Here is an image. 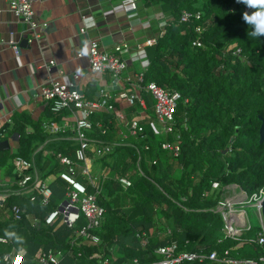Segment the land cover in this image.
I'll use <instances>...</instances> for the list:
<instances>
[{
    "label": "trees",
    "instance_id": "16d2710c",
    "mask_svg": "<svg viewBox=\"0 0 264 264\" xmlns=\"http://www.w3.org/2000/svg\"><path fill=\"white\" fill-rule=\"evenodd\" d=\"M141 1L170 14L163 34L147 49L149 65L143 85L154 81L181 93L174 131L166 133L161 128L163 132L156 133L145 121L140 135L125 138L123 126L113 116L98 113L97 118H104L106 123L113 120L106 133L97 132L92 137L116 143L112 154L94 161L93 173L103 171L98 181V202L105 209L97 230L101 242L77 234L87 224L82 214L72 227L60 221L44 223V216L58 207L59 191L67 187L66 181L60 177L53 180V198L48 205L16 195L15 182L0 186V192L10 193L0 206V237H6L5 230L15 225L10 230L21 235L24 242L17 244L6 237V243L0 242V254L24 249L21 264H38L36 254L49 249L63 252L61 264H97L102 254L113 256L116 264L135 258L147 263L160 257L156 252L159 246L175 241L180 250H216L223 256L229 249L231 257L264 256V247L257 242L226 238L224 220L216 211L228 184L237 183L250 193L264 187V142H260L264 36L249 37L250 27L242 18L247 7L237 0ZM184 10L193 14L188 22L181 20ZM199 26L203 31H197ZM196 38L203 46L193 44ZM142 95L150 107L148 113L155 117L151 93L144 88ZM28 121L24 113H17L12 124L4 125L10 135L18 133L20 139L15 152L0 151L2 175L15 177L13 159L21 155L33 161L36 175L47 179L62 169L57 154L74 158L76 144L69 134L50 135L37 123L35 131L27 133ZM164 142L177 143L179 155L164 149ZM46 149L53 153L44 155ZM122 176L132 180L127 189L120 183ZM79 178L87 181L81 175ZM214 182L220 187L214 188ZM89 190L95 191L92 186ZM15 203L32 216L16 220L10 209ZM35 217L41 221L34 223ZM259 230V226L252 228L243 237L254 238ZM143 238L147 239L145 247ZM0 264L6 263L0 260ZM179 264L218 263L196 260Z\"/></svg>",
    "mask_w": 264,
    "mask_h": 264
},
{
    "label": "built area",
    "instance_id": "2783aa9c",
    "mask_svg": "<svg viewBox=\"0 0 264 264\" xmlns=\"http://www.w3.org/2000/svg\"><path fill=\"white\" fill-rule=\"evenodd\" d=\"M11 10L15 13L20 21L27 24L28 28L38 37V30L47 27V22H40L35 15L33 8V0H7ZM138 0H127L123 6L130 9H136ZM252 9L246 8L245 11L250 12ZM192 13L184 10L181 15L183 22L190 21ZM197 17L200 13L196 14ZM170 19L166 18L165 26ZM164 26V27H165ZM197 31H203V27L199 26ZM81 32H87V29L81 28ZM162 31L161 35L163 34ZM157 43V38H147L143 42L136 44L131 58L144 59V69L136 75L128 74V61L125 53L132 49L127 42L117 44L112 50L102 48L98 39H90L89 50L86 56L89 61V69L92 74L99 76L103 85L97 98L90 99L85 94L86 85L81 86V75L73 73L71 80L50 77L41 87L39 95L48 105L51 113L55 116H61L59 120L51 118L42 122V128L50 135L69 134L74 140L76 148L74 158L58 153L57 157L62 169L54 174L67 183L66 198L60 201L58 207L49 211L44 216L46 225H55L57 221L72 227L80 218L81 214L87 219V224L78 235L83 239H90L95 243L101 242V235L97 233L100 229L104 217L105 209L98 202V181L103 173L100 171L94 174V161L101 159L106 155H110L115 151L116 143H104L97 141L92 134L97 132L106 133L108 126L113 119H109L107 123L104 118H97L98 113H106L115 118L126 130L122 131L125 138L129 136H138L145 130L144 119L140 116L128 117L117 105V99L125 100L131 105L139 104L143 110L148 109L146 99L142 95L145 88L154 99L155 119L151 123L156 133H160L159 127L166 133L174 131L175 112L177 110L181 93L177 90L169 89L157 84L154 81L143 85L144 71L149 65L148 47ZM196 46H203L202 41L196 38L193 41ZM79 53L78 56H82ZM55 59H51L46 67L52 70L56 66ZM110 73L112 82H105L104 75ZM72 80L74 82H72ZM76 81V82H75ZM78 81V82H77ZM95 116V117H94ZM70 117V119H68ZM2 132H0L1 138ZM164 149H168L173 155L178 156L180 146L177 143L164 142ZM148 149V146H146ZM52 150H44V155L52 154ZM15 177L13 182H17L18 188L14 192L16 195H27L30 201L39 200L41 204L48 205L53 198V179H43L34 172L35 164L21 155H17L13 159ZM79 175L86 177L84 182ZM120 183L124 189L132 185V180L128 176L120 177ZM1 185V183H0ZM92 186L95 191L89 190ZM214 188L220 187L219 182L213 183ZM9 192H0V206L9 197ZM264 187L250 193L237 183L228 184L219 200L216 211L219 212L224 220V233L226 238L238 241L257 242L264 247ZM254 207L257 210L259 218L260 230L254 238H244L243 234L252 229L247 216L246 207ZM11 211L16 220L23 219L24 216L30 218L32 215L20 204L15 203L11 206ZM37 223L41 221L34 218ZM6 237H0V242L6 243ZM142 246H146L147 239H142ZM230 250H225V254L220 256L216 250L210 252L206 250L186 251L180 250L178 244L174 241L170 244L161 245L156 252L160 255L157 260L147 263H141L135 258L132 262H123V264H179L184 261L209 260L218 264H260L264 261L256 258H236L230 256ZM26 250H16L10 253L0 254V260L6 264H21ZM38 264H61L63 257L62 251L49 249L42 251L38 255ZM97 264H116L113 256L102 254L97 258Z\"/></svg>",
    "mask_w": 264,
    "mask_h": 264
},
{
    "label": "crops",
    "instance_id": "0c3cea01",
    "mask_svg": "<svg viewBox=\"0 0 264 264\" xmlns=\"http://www.w3.org/2000/svg\"><path fill=\"white\" fill-rule=\"evenodd\" d=\"M125 1L33 0L36 18L48 23L35 37L11 10L8 1L0 0V141L9 140L10 148L6 150L15 152L19 147V134L10 135L4 127L12 124L17 113H24L29 119L27 133L35 131L34 123L42 127L43 121L52 118L48 105L39 95L40 87L50 77L67 81L73 73H79L81 80L77 82L86 85V96L98 97L103 83L89 69L86 52L90 39H98L105 50L127 42L132 46L129 53H125L127 73L134 76L144 69V59L131 58V53L137 43L158 38L170 14L160 7H147L141 0L136 2V9L125 8ZM84 27L87 32L83 33L81 28ZM79 53L83 55L78 56ZM51 59L57 64L49 70L46 64ZM103 80L112 82V75L107 73ZM117 105L128 117L136 115L146 122H154L155 117L148 113L149 106L143 110L120 99ZM151 108L154 112V105ZM2 174L0 168V186L12 183L14 177ZM48 179H53L52 175Z\"/></svg>",
    "mask_w": 264,
    "mask_h": 264
},
{
    "label": "clouds",
    "instance_id": "9594fccd",
    "mask_svg": "<svg viewBox=\"0 0 264 264\" xmlns=\"http://www.w3.org/2000/svg\"><path fill=\"white\" fill-rule=\"evenodd\" d=\"M237 2L253 10L251 13L245 11L242 17L244 22L250 27L249 37L259 38L264 36V0H237ZM10 229H15V225H10L9 229L5 230V236L13 239L17 244H23L24 238L16 231Z\"/></svg>",
    "mask_w": 264,
    "mask_h": 264
},
{
    "label": "rangeland",
    "instance_id": "374dc122",
    "mask_svg": "<svg viewBox=\"0 0 264 264\" xmlns=\"http://www.w3.org/2000/svg\"><path fill=\"white\" fill-rule=\"evenodd\" d=\"M161 128L162 127L160 126L159 127V130ZM124 129L126 130L125 126L123 128V132H124ZM52 178H58V177L53 173L52 174ZM58 183L62 184L64 187L66 186V184L63 181H58ZM56 187H57V184L54 186V188H56ZM59 192H60V201L65 200V198H66V192H67V187L65 189L59 191ZM18 201H19V199H18ZM246 210H247V216H248V219L250 221V224H251L252 228H255V227L259 226L260 223H259V218H258V215H257L256 208L248 206V207H246ZM21 250H23V249H21ZM13 251H16V249H14ZM38 253L36 255H38Z\"/></svg>",
    "mask_w": 264,
    "mask_h": 264
},
{
    "label": "water",
    "instance_id": "95a60500",
    "mask_svg": "<svg viewBox=\"0 0 264 264\" xmlns=\"http://www.w3.org/2000/svg\"><path fill=\"white\" fill-rule=\"evenodd\" d=\"M260 142H264V117H262V125L260 127ZM10 148L9 140L0 141V151L6 150ZM263 218H264V203H263Z\"/></svg>",
    "mask_w": 264,
    "mask_h": 264
}]
</instances>
